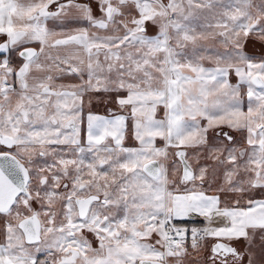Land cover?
Masks as SVG:
<instances>
[{"label": "snow or ice", "instance_id": "obj_1", "mask_svg": "<svg viewBox=\"0 0 264 264\" xmlns=\"http://www.w3.org/2000/svg\"><path fill=\"white\" fill-rule=\"evenodd\" d=\"M186 262L264 264V0H0V264Z\"/></svg>", "mask_w": 264, "mask_h": 264}, {"label": "rangeland", "instance_id": "obj_2", "mask_svg": "<svg viewBox=\"0 0 264 264\" xmlns=\"http://www.w3.org/2000/svg\"><path fill=\"white\" fill-rule=\"evenodd\" d=\"M259 49H260V45L259 44L255 45V48H253V45L251 43L248 46V50L250 52L255 51V50H259ZM60 82H63V83H76L77 81L75 80V78L69 77V78H65V80L60 81ZM233 83H235L234 79H233ZM88 99H89V97L85 98L86 103H85L84 111L82 113V115L85 118V121H86L87 113H88L89 110H91L93 113L99 114V115H103L102 112H105V111H107L106 113H109L108 109H111V110L115 109L113 112H116V110H120L118 108V106L115 104L114 98L110 97L108 95L101 94V95H99L97 97L91 98V100H92L91 105H89L87 103ZM162 115H163L162 111L160 113H158V117L162 116ZM236 135H237V139L239 140V134H236ZM126 145L127 146H135V142H133L131 140H128V141H126ZM178 226H180V225H178ZM189 242H190V240L188 241V243ZM206 243L210 244V240L207 241ZM189 259L191 260L192 258H189ZM186 264H187V262H186Z\"/></svg>", "mask_w": 264, "mask_h": 264}, {"label": "trees", "instance_id": "obj_3", "mask_svg": "<svg viewBox=\"0 0 264 264\" xmlns=\"http://www.w3.org/2000/svg\"><path fill=\"white\" fill-rule=\"evenodd\" d=\"M176 223L178 225H180V226H183L182 224H180L179 221H176ZM195 223H196L197 226H204V221L203 220H197V219H195Z\"/></svg>", "mask_w": 264, "mask_h": 264}, {"label": "flooded vegetation", "instance_id": "obj_4", "mask_svg": "<svg viewBox=\"0 0 264 264\" xmlns=\"http://www.w3.org/2000/svg\"><path fill=\"white\" fill-rule=\"evenodd\" d=\"M115 109H113L112 111H114ZM120 110H116V112H119ZM107 111H105V112H102V114L103 115H109V113H106ZM224 131H229L227 128H225L224 129ZM196 219V218H195ZM197 220H199V219H197ZM211 243H212V241H211Z\"/></svg>", "mask_w": 264, "mask_h": 264}, {"label": "crops", "instance_id": "obj_5", "mask_svg": "<svg viewBox=\"0 0 264 264\" xmlns=\"http://www.w3.org/2000/svg\"><path fill=\"white\" fill-rule=\"evenodd\" d=\"M196 219L203 220V218H196ZM210 243H211V240H210ZM189 244H190V242H189Z\"/></svg>", "mask_w": 264, "mask_h": 264}]
</instances>
